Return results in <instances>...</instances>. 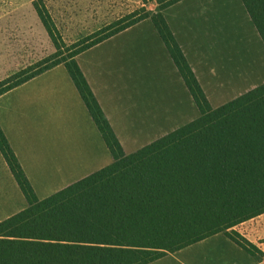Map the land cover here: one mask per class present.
<instances>
[{
    "label": "trees",
    "instance_id": "obj_1",
    "mask_svg": "<svg viewBox=\"0 0 264 264\" xmlns=\"http://www.w3.org/2000/svg\"><path fill=\"white\" fill-rule=\"evenodd\" d=\"M33 5L58 53L28 76L0 82V96L58 65L72 79L113 162L38 200L0 128V153L27 208L0 222V264H150L223 234L248 255L261 252L234 227L264 214V83L213 108L161 11L60 53L63 44L42 0ZM264 44V0H241ZM150 19L200 117L125 154L75 58ZM60 53V54H59Z\"/></svg>",
    "mask_w": 264,
    "mask_h": 264
},
{
    "label": "crops",
    "instance_id": "obj_2",
    "mask_svg": "<svg viewBox=\"0 0 264 264\" xmlns=\"http://www.w3.org/2000/svg\"><path fill=\"white\" fill-rule=\"evenodd\" d=\"M161 14L211 107L264 83V44L241 0H181ZM75 61L125 154L200 117L150 19ZM0 128L38 200L113 162L63 65L2 94ZM25 208L0 153V222Z\"/></svg>",
    "mask_w": 264,
    "mask_h": 264
},
{
    "label": "rangeland",
    "instance_id": "obj_3",
    "mask_svg": "<svg viewBox=\"0 0 264 264\" xmlns=\"http://www.w3.org/2000/svg\"><path fill=\"white\" fill-rule=\"evenodd\" d=\"M33 0H0V82L51 65L58 53L35 11ZM166 0H42L63 43L73 51L121 28L135 18L153 16ZM59 53V54H60ZM253 244L252 257L223 234L167 254L158 264H264V214L233 228Z\"/></svg>",
    "mask_w": 264,
    "mask_h": 264
}]
</instances>
